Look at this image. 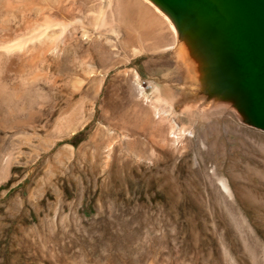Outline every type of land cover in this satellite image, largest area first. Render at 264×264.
<instances>
[{
	"label": "rangeland",
	"instance_id": "rangeland-1",
	"mask_svg": "<svg viewBox=\"0 0 264 264\" xmlns=\"http://www.w3.org/2000/svg\"><path fill=\"white\" fill-rule=\"evenodd\" d=\"M141 3L0 0V264H264V132L184 89Z\"/></svg>",
	"mask_w": 264,
	"mask_h": 264
},
{
	"label": "water",
	"instance_id": "water-1",
	"mask_svg": "<svg viewBox=\"0 0 264 264\" xmlns=\"http://www.w3.org/2000/svg\"><path fill=\"white\" fill-rule=\"evenodd\" d=\"M198 61L206 98L264 132V0H149Z\"/></svg>",
	"mask_w": 264,
	"mask_h": 264
},
{
	"label": "bare ground",
	"instance_id": "bare-ground-1",
	"mask_svg": "<svg viewBox=\"0 0 264 264\" xmlns=\"http://www.w3.org/2000/svg\"><path fill=\"white\" fill-rule=\"evenodd\" d=\"M137 1V0H136ZM140 2H142L141 4H144L145 6L148 4L150 5L153 10L149 7V9H146V8H138V17H139V25L140 26H143L141 29H144V27H150V30L151 29H154L155 31L160 32V34H157L155 33L156 35H159L156 36L158 37L157 39L155 38V41L152 43V51L155 50L159 53H170L171 55H173L175 57V59L178 61V62H181V66H183V69L184 71H186V74H187V82L184 86V89H187L189 92H195L196 90L200 89V86H201V83H200V72H199V64H198V61L197 59L195 58L194 55H192V53L190 52V49H189V46L188 44L186 43V41L179 37L172 22L170 21V19L163 13L161 12L152 2H150L149 0H138ZM146 3H144V2ZM48 2V1H47ZM135 2V1H134ZM31 3V2H29ZM34 3V2H33ZM112 3V2H111ZM136 3V2H135ZM25 6H26V3H24ZM35 5V4H34ZM40 5V4H38ZM140 5V4H139ZM147 5V7H148ZM27 7V6H26ZM58 7V6H57ZM41 8V7H40ZM146 9V11L144 10ZM104 21V20H103ZM32 22V21H31ZM56 23V22H55ZM59 24V23H58ZM62 24V23H60ZM26 25H30L28 22L26 23ZM53 23H50L49 21H47L46 23L44 22L43 25H41L40 27H37L35 30H33L29 35L27 36H24L20 39H18L16 42H14L13 44L9 45V47H13L15 49H22V50H26L27 48H29V44L33 43L32 41L35 39H39L40 36L46 32L49 28L53 27ZM50 26V27H49ZM57 26V25H55ZM58 27V26H57ZM139 27V26H138ZM47 29V30H46ZM63 29V28H62ZM149 29V28H147ZM49 33V32H48ZM149 33V32H148ZM5 34V33H4ZM151 34H153L151 32ZM44 35V34H43ZM42 35V36H43ZM41 36V37H42ZM50 39V38H49ZM150 40V39H149ZM3 41V40H2ZM31 42V43H30ZM53 43V42H52ZM151 44V43H150ZM149 45V44H148ZM51 46V45H50ZM8 47V46H7ZM49 48V47H48ZM135 48V47H134ZM138 48V47H137ZM5 49V48H4ZM139 49V48H138ZM7 50L9 51V49L7 48ZM137 51V49H135ZM135 51V52H136ZM154 52V51H153ZM131 71V70H130ZM133 73V72H132ZM152 87V86H151ZM156 89V87H155ZM137 90V89H136ZM152 90V89H151ZM159 90V89H158ZM166 91V89H165ZM156 92V91H155ZM162 92V91H160ZM170 93V92H169ZM142 94V93H141ZM143 97V96H142ZM156 97L158 101L157 103L159 105L163 104V108H153V110H151V113L152 114L151 116L156 119L157 121L156 122H159L160 124L161 121L164 123V120H162V115H164L166 113V109L168 110L169 108H172V106L170 107V104H169V101H170V98L169 96L167 95V92L166 94L165 93H161V94H158V92L156 93ZM181 97H183V93L180 95V102L183 101L181 100ZM145 98H147L145 96ZM143 99V98H142ZM178 100V99H177ZM202 100L203 97H198L196 99V101H192V102H187L185 103V106L187 108H196L199 110V112H201V115L200 116H203L208 114L210 111L207 109V108H203L202 107ZM148 101V100H147ZM150 101V100H149ZM214 105H216V107H214L216 110L218 109H225L227 110V112H231L233 113L238 119H239V115L235 112V110L231 107V105L229 104V102H223V101H219V100H216V99H211L210 100ZM177 102V101H176ZM150 103V102H149ZM156 103V101L154 102ZM156 103V104H157ZM161 103V104H160ZM165 103V104H164ZM182 103V102H181ZM220 103V104H219ZM157 104V105H158ZM153 105V104H152ZM227 105H229L232 109H230ZM150 107V106H149ZM155 107V106H154ZM159 107H162L159 106ZM165 107V108H164ZM214 108L212 110H214ZM170 111V109L168 110ZM192 111V110H190ZM189 111V112H190ZM188 112V111H187ZM194 112V111H192ZM224 112V111H223ZM173 113V112H171ZM213 113V112H212ZM216 113V112H215ZM168 115V112L166 113ZM174 114V113H173ZM191 114V112H190ZM166 115V117H167ZM214 115V114H212ZM222 115V114H221ZM169 116H173L172 114H169ZM215 116V115H214ZM162 117V118H161ZM165 117V116H164ZM207 117V116H206ZM152 118V119H153ZM161 118V120H160ZM167 120V119H166ZM152 122V120L150 121ZM155 122V121H154ZM147 125V124H146ZM152 125V124H151ZM150 126V124H149ZM173 126V125H172ZM154 127V125H153ZM182 127V126H181ZM180 128V127H179ZM183 128V127H182ZM185 128V127H184ZM172 129V128H171ZM180 130V129H179ZM154 131V130H153ZM178 134V132H176ZM171 134H172V137L174 138V134H175V131L174 130H171ZM164 135V134H163ZM179 135V134H178ZM155 136V139L158 143H160L161 145H163L162 143H164L165 141V137H161V136ZM169 138V137H168ZM176 138V136H175ZM170 140V139H169ZM168 140V142H169ZM167 142V141H166ZM165 142V143H166ZM173 142V141H172ZM152 143V142H151ZM164 143V144H165ZM174 145V143H173ZM162 147V146H161ZM220 184L222 186V188L227 191L228 189L226 188V185H225V182L224 180L222 179L220 181Z\"/></svg>",
	"mask_w": 264,
	"mask_h": 264
}]
</instances>
